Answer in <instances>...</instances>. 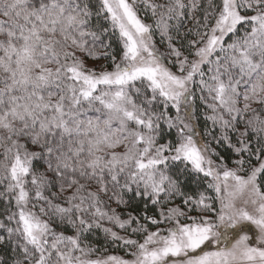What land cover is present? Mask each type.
Instances as JSON below:
<instances>
[{"label":"snow or ice","instance_id":"6c2138e0","mask_svg":"<svg viewBox=\"0 0 264 264\" xmlns=\"http://www.w3.org/2000/svg\"><path fill=\"white\" fill-rule=\"evenodd\" d=\"M0 264H264V0H0Z\"/></svg>","mask_w":264,"mask_h":264},{"label":"trees","instance_id":"16d2710c","mask_svg":"<svg viewBox=\"0 0 264 264\" xmlns=\"http://www.w3.org/2000/svg\"><path fill=\"white\" fill-rule=\"evenodd\" d=\"M91 63V62H90ZM151 206H149L150 208ZM143 209V203L140 201L133 202V211H141Z\"/></svg>","mask_w":264,"mask_h":264}]
</instances>
